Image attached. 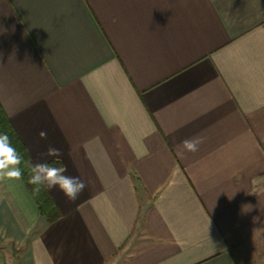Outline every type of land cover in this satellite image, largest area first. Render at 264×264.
Returning a JSON list of instances; mask_svg holds the SVG:
<instances>
[{"label": "crops", "instance_id": "obj_1", "mask_svg": "<svg viewBox=\"0 0 264 264\" xmlns=\"http://www.w3.org/2000/svg\"><path fill=\"white\" fill-rule=\"evenodd\" d=\"M0 107L86 184L47 221L0 179V264H238L262 222L264 0H0Z\"/></svg>", "mask_w": 264, "mask_h": 264}, {"label": "clouds", "instance_id": "obj_2", "mask_svg": "<svg viewBox=\"0 0 264 264\" xmlns=\"http://www.w3.org/2000/svg\"><path fill=\"white\" fill-rule=\"evenodd\" d=\"M41 139H47V132L39 133ZM204 142L201 135L185 139L178 146V155L183 157L184 153H195L199 146ZM63 155L59 148L49 145L46 152L41 156L45 159L38 160L31 165V175L29 183L34 185V191L39 192L42 186L49 191L59 190L70 201L78 199L85 190L86 184L79 176L66 175L67 169L53 166L47 158L59 159ZM22 156L15 147L12 146L10 137L6 133H0V179L20 180L22 171L20 164ZM251 210V205H248Z\"/></svg>", "mask_w": 264, "mask_h": 264}, {"label": "trees", "instance_id": "obj_3", "mask_svg": "<svg viewBox=\"0 0 264 264\" xmlns=\"http://www.w3.org/2000/svg\"><path fill=\"white\" fill-rule=\"evenodd\" d=\"M0 133H6L10 137L12 146L15 147L22 156V162L20 164V168L23 175L21 179L26 185L30 194L32 195L37 205L39 213L42 216H44L47 221H53L58 217L56 207L53 201L51 200L50 196L48 195L44 186L41 187V190L39 192H35L34 191L35 186L31 185L28 182L31 175V165H32L31 160L29 158L25 146L16 135L14 129L12 128L10 122L8 121V118L2 111L1 107H0ZM53 166H56V164L53 163Z\"/></svg>", "mask_w": 264, "mask_h": 264}, {"label": "rangeland", "instance_id": "obj_4", "mask_svg": "<svg viewBox=\"0 0 264 264\" xmlns=\"http://www.w3.org/2000/svg\"><path fill=\"white\" fill-rule=\"evenodd\" d=\"M234 256L238 264H264V217L246 244L235 249Z\"/></svg>", "mask_w": 264, "mask_h": 264}]
</instances>
